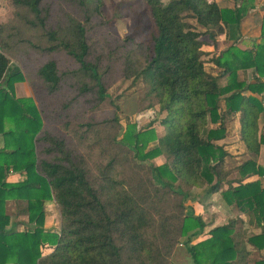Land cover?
I'll return each instance as SVG.
<instances>
[{
    "label": "trees",
    "instance_id": "16d2710c",
    "mask_svg": "<svg viewBox=\"0 0 264 264\" xmlns=\"http://www.w3.org/2000/svg\"><path fill=\"white\" fill-rule=\"evenodd\" d=\"M10 1L26 10L33 27L50 28L52 12L45 0ZM63 1L93 14H100L102 6V0ZM234 2L228 9L212 0H145L157 31L151 55L131 51L124 62L133 68L134 83L148 85L151 103L146 109L157 108L154 122L164 129L148 151L141 146L154 136V123L140 131L133 124L121 141L104 137L105 149L93 142L87 156L66 139L44 132L34 102L15 98L14 84L23 80L20 69L0 53V208L5 202L1 194L23 199L29 222L35 223L34 229L15 234L6 229L9 217L0 216V247L9 253L16 246L21 249L14 264H170L168 257L181 239H186L191 264H264L255 259V252L264 250V186L246 181L264 177V168L249 160L238 167L240 178L230 180L231 171L225 168L229 154L218 144L226 138L227 118L239 113L245 150L255 157L264 146L259 128L264 42L249 51L236 47L241 21L254 7L247 0ZM66 28L72 43L61 41L60 46L93 82L99 100L107 99L82 25L67 16ZM260 31L264 39V19ZM56 33L58 29L47 31L53 41ZM221 35L231 43L212 59L218 70L213 75L205 66L204 49L215 48ZM249 69L255 83L238 80L237 72ZM39 76L51 92L58 89L61 78L54 60L39 69ZM226 77L222 87L220 80ZM86 91L83 87L81 92ZM94 149H101L96 158ZM162 151L170 157L168 163L146 165ZM10 171L23 173L24 180L6 183ZM194 189L219 194L236 217L192 245L206 227L184 205ZM52 201L62 219L58 234L44 229L45 206ZM44 248L52 252L44 256Z\"/></svg>",
    "mask_w": 264,
    "mask_h": 264
},
{
    "label": "rangeland",
    "instance_id": "374dc122",
    "mask_svg": "<svg viewBox=\"0 0 264 264\" xmlns=\"http://www.w3.org/2000/svg\"><path fill=\"white\" fill-rule=\"evenodd\" d=\"M168 1L163 0L164 3ZM44 2L45 5H49L52 17L50 28L42 30L30 24L32 17L26 10L15 7L10 0H0V53L9 58L11 65L18 67L23 76L22 81L14 84L15 98L31 99L41 112L44 132L66 139L73 146H77L85 156L92 147L91 143L98 141V146L105 149L104 137L121 141L127 129L133 124L136 125V130L140 131L154 123L152 126L154 136L149 143H143L141 149L148 151L150 147H155L156 140L164 135V129L159 125L158 120L154 122L158 117V110L154 107L146 109L151 103L146 96L148 85L142 80L134 83V77L131 75L133 68L129 70L124 62V56L131 51H135L138 55H151L153 39L157 31L145 0H102L100 14H93L85 7L76 4L74 9L63 0ZM67 16L82 25L85 31L89 58L91 62L99 65L102 85L108 97L103 101L99 100L93 82L79 70V65L60 46L61 41L72 43L71 33L66 28ZM56 29L60 32L56 33L57 41L50 40L47 31L56 32ZM241 42L240 36L235 44L241 51L252 50L260 44L248 40H245V43ZM230 43L231 41H226V43H217L215 48H205V66L213 75H217L218 70H215L212 59ZM51 47L55 48L50 51ZM50 60L57 63L58 75L61 78L58 89L52 92L39 76V69ZM237 77L240 81L255 83L251 69L238 71ZM228 81L227 77L221 79V86L224 87ZM83 87L87 90L84 93L81 92ZM261 96L264 99V93ZM238 119L239 113L227 118L226 138L218 142L229 154L225 159V168L231 171L230 180L240 178L238 167L249 160L255 161L264 168V146L261 147L260 154L255 157L245 150L239 137ZM259 128L264 133V116L259 120ZM38 147L40 145H37L39 150ZM100 150L94 149L92 157H98ZM169 161L170 157L162 151L157 157L145 163L157 167ZM153 179L158 183L157 178ZM256 180L264 186V177L253 176L246 181ZM193 191L184 201L187 212L196 215L195 210L199 206L204 208L201 212L207 214L209 213L206 208L210 206H215L216 212H221L217 208L219 204L223 208L222 212L228 209L233 215L236 214L225 205L219 194L214 195L209 200L214 202L208 205L203 200L208 198L205 190ZM49 205L45 213L48 226L46 231L58 234L62 223L60 211L53 201ZM197 216L201 217V214ZM185 241L186 239H181L174 246L168 257L170 264H186L183 255L189 258V254L184 245ZM193 242L196 243L195 238L192 239V245ZM47 249L52 250V248ZM258 253L259 256L255 255V259H264V256Z\"/></svg>",
    "mask_w": 264,
    "mask_h": 264
},
{
    "label": "crops",
    "instance_id": "0c3cea01",
    "mask_svg": "<svg viewBox=\"0 0 264 264\" xmlns=\"http://www.w3.org/2000/svg\"><path fill=\"white\" fill-rule=\"evenodd\" d=\"M216 2L219 7L221 8H233V5L235 4L234 0H212ZM249 1L247 0V3ZM248 5H253V9L249 10L244 18L241 21L240 24V36L242 39L241 43H245V40L250 41L251 43H263L264 39L261 37V23L264 19V0H253L251 4L248 3ZM248 42V43H250ZM216 43H226V38L225 35H221L218 37ZM210 48V47H207ZM205 50V49H204ZM4 147V143L0 137V150ZM24 180V174L21 172H12L10 171L9 173L6 174L5 177V182L8 184H14V183H19ZM194 191H192L193 193ZM214 196H208V198H204L203 200L207 202L209 205L211 202H214V200L209 201L212 199ZM1 198H5V202L1 204L0 208V216H5L9 217V224L6 226L7 230H12L13 233L19 234L23 233L24 230L28 229H34L35 228V223L29 222L28 218V212H27V206L28 203L27 201L19 198H7L6 194H1ZM50 202L47 203L45 207V213L47 211V207H50ZM219 207L220 205L217 204ZM221 212H216V207L215 206H210L206 208L208 210V213L201 212V209L203 208L202 206H199L195 212L196 215L201 214V218L205 224V228L199 236L195 238L196 243H198L200 240L204 239L207 234L218 227H222L225 225L228 220L235 218L236 216L233 215V213H230L228 209H225V211L222 212L223 208L222 206L219 208ZM204 209V208H203ZM233 216V217H232ZM242 218V217H241ZM243 219V218H242ZM44 228L45 230H48L47 226V215L45 216V221H44ZM255 231H258L257 229H252ZM196 244L195 242H193ZM3 246L0 247V264H14V260H17L21 256V251H19V247H15L13 251L10 253L5 249L2 248ZM21 250V249H20ZM43 255H49L52 250L44 248L42 249ZM261 255L264 256V250L259 251ZM255 255L259 256L258 252H255ZM184 258H186V264H191L189 261V258L185 255H183ZM188 262V263H187Z\"/></svg>",
    "mask_w": 264,
    "mask_h": 264
}]
</instances>
